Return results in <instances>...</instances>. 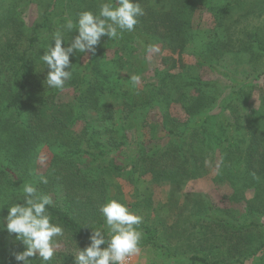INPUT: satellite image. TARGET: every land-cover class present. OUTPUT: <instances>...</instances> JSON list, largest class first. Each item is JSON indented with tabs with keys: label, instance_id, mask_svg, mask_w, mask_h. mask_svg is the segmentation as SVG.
Wrapping results in <instances>:
<instances>
[{
	"label": "trees",
	"instance_id": "obj_1",
	"mask_svg": "<svg viewBox=\"0 0 264 264\" xmlns=\"http://www.w3.org/2000/svg\"><path fill=\"white\" fill-rule=\"evenodd\" d=\"M90 1L50 0V11L32 27L21 23L18 10L22 5L12 1L7 15L0 19V32L7 38L0 47V219L7 215L8 207L22 202L19 187L31 182L51 196L49 212L65 230V249L56 250L48 264H75L74 255L78 247L87 246L91 230L101 228L107 239L99 208L113 199L133 213L140 212L141 249L151 246L163 250L166 256L177 258V264H244L247 259L262 264L264 255L258 254L264 241L250 253L254 235L249 229L262 228L264 223L253 219L237 225L215 215L214 224L227 238L233 235L229 237L234 241L230 252L238 254H233L234 261H230L231 254L209 259L192 246L189 249L195 253L187 255L170 246L185 233L182 221L167 226L159 235V225L166 222L157 216L152 197L144 195L130 205L116 179L133 184L150 175L152 183L181 187L202 177L206 160L219 150L216 180L231 185L234 199L239 195L244 199L252 191L254 197L245 199L252 203L250 215H264V207L253 204L264 199V129L259 128L263 124L253 118L251 129L245 128L240 116L264 77V31L253 34L240 22L241 10L232 18L240 3L247 6L250 17L263 11L264 1L257 6L251 0H166L171 7L158 16L157 21L166 28L158 40L174 52L190 49L198 66H208L219 78L205 79L196 66L189 65H180L181 70L172 73L177 64L170 58L172 64L158 82L142 79L149 46L156 41L152 37L156 30L150 24L156 21L157 9L145 0H134L146 12L139 17L146 29L136 25L116 43L110 40V50L114 49L110 61L102 41L95 55L77 52L70 57L73 75L64 89L49 88L45 83L48 69L41 56L65 17L75 21L81 11L99 10L101 0ZM201 5L214 18L213 28L192 25L195 10ZM56 7L53 18L50 13ZM75 35V29L66 32L65 44ZM133 75L140 77L139 83L132 82ZM65 90L73 91L70 101L61 100L60 93ZM175 105L181 107L185 118L175 116ZM260 107L264 109V92ZM44 147L54 155L45 173L40 174L36 164ZM125 148L137 154L125 158ZM41 176L47 177V184L40 183ZM193 203H197L192 210L197 214L195 228L205 232L202 222L206 217H201L205 207L198 203L208 202L196 198ZM8 235L6 226L0 225V264H23L15 260L14 253L24 251V246L9 240ZM244 240L247 246H242ZM29 260L42 264L37 257Z\"/></svg>",
	"mask_w": 264,
	"mask_h": 264
},
{
	"label": "rangeland",
	"instance_id": "obj_2",
	"mask_svg": "<svg viewBox=\"0 0 264 264\" xmlns=\"http://www.w3.org/2000/svg\"><path fill=\"white\" fill-rule=\"evenodd\" d=\"M20 2L21 10L19 14L21 15V23H26L28 27H32L37 21H40L43 14L48 12L50 0H0V19H3L4 16L7 15L8 10L10 9L8 3L10 2ZM92 1V0H91ZM90 1V2H91ZM246 1V0H245ZM255 1L256 5L263 4L264 0H251ZM103 0H101V3ZM146 3L149 5L155 4L157 9V18L156 21L152 20L150 24V28L156 30L153 32L152 37L154 39L153 45L159 48V52L148 51L147 58V69L144 73L145 81L148 82H158L159 76L163 73V71L170 67L172 62L170 58L174 59L177 64V69L172 71V73H177V70H181L180 65H184V67L189 66H196L199 70L198 74L202 75L203 78H219L215 71H211L208 66H198L197 56L191 53L189 49L187 52L180 53V49H176V51H172L170 48L166 47L162 42L158 40L161 34L166 31V28L163 24H159L157 21L159 18L158 16L164 12H167L170 9L171 2H167L166 0H145ZM30 3V4H29ZM100 3V4H101ZM28 4V5H27ZM248 4V3H246ZM100 9V5H99ZM155 9V10H156ZM58 8L50 13V15L54 18L57 14ZM241 10V23H246L249 28L255 34V31H264V7L261 13H252L250 17L246 14L248 12L247 6L241 3L238 7H236L232 18L236 11ZM92 12L98 14L99 10H91ZM194 18L192 21V25L195 28H202V29H210L215 26L214 18L212 15L206 11L202 5L198 6L195 10ZM146 14V12H144ZM231 18V20H232ZM139 19V18H138ZM230 20V21H231ZM156 27H155V25ZM141 30L144 31L146 29L144 27V23L137 24ZM151 32V30H149ZM144 33V32H143ZM0 47L5 45L7 42V38L5 35H2L0 32ZM106 37V38H105ZM101 38V45L107 46V54L110 61V55L113 54V50H110V39L105 36ZM157 38V39H156ZM117 40H113L112 43H116ZM113 48V47H112ZM114 55V54H113ZM143 58V56L141 55ZM140 59H138L139 61ZM264 69V65L262 66ZM259 88H257L253 94L250 96L247 109H243L240 116L241 123L244 124L245 128L251 129V121L253 118L261 119L260 123L263 124L259 128L264 129V109L261 108V99L262 94L264 92V77L258 82ZM72 90H65L60 93L61 100L63 101H70L72 99ZM173 113L175 116L183 119L186 117L185 113H183L181 107L179 105H175L173 108ZM80 129V127H79ZM76 131H79L76 129ZM147 139V138H146ZM137 153L134 152L132 148H125L124 152H122L123 157L125 158H132ZM53 153L47 148L44 147L39 154L37 167L38 173H45L47 167L51 163L53 159ZM116 157V156H115ZM221 161V154L219 150H216L211 156L206 160L205 168H204V175L198 179L189 180L185 185H160L156 183H152L149 180L151 179L150 175L142 176L140 180L135 181L133 184L123 178H117L116 182L120 183L124 196L126 198V202L130 205L135 203L139 198L144 195H150L152 197V202L154 206L157 207V216L160 220H164L166 222L165 225H159V235H161L166 227L174 225V223L178 221H182V227L185 229V233L179 234L174 240L171 241L170 246L177 247L176 250L178 252H187V255L191 253H195V250L189 249L190 246L195 247L197 251L203 255L207 256L209 259H219L224 257H229L228 255L231 254L230 247L234 244V241L230 240L229 237L233 235L229 234V237H226V232L220 227L216 226L213 220L215 219V215L217 217H221L223 219H227L232 223L237 225H243L244 223L249 222L250 220H256L259 223H264V215L258 214L255 215L253 218L250 215L249 206L252 203H248L245 199H252L254 194L252 191L246 193L244 199H242L241 195H239L236 199H234V190L232 189L231 185L228 182H222L216 180V175L218 173V168ZM56 187V186H54ZM198 199L208 203H198L203 205L204 212L201 213V217H206V220L202 222L205 223L206 231L201 232L202 229L199 231V227L195 228L197 224L196 218L197 214H192V210L196 207L197 203H193V199ZM187 201L188 203H185ZM260 203H253L256 206L264 207V199L259 200ZM206 209V210H205ZM212 209V211H211ZM211 211V212H210ZM135 214L140 216V212H136ZM5 217V216H4ZM215 223V224H214ZM198 226V225H197ZM176 231H182L177 227H174ZM252 231L254 235L253 243L250 245L252 248L248 250L247 248H243V250H248L250 253L255 251L261 243L264 241V227L262 228H255L249 229ZM250 232L244 233L248 235ZM9 240L18 243L15 239V235H8ZM160 237V236H159ZM161 238V237H160ZM7 241V240H6ZM4 241V242H6ZM165 241V240H164ZM165 243V242H164ZM220 245V246H218ZM65 243L61 241V247L57 250L65 249ZM242 246H247L246 240H244ZM107 247L106 245H101V248ZM175 251V250H173ZM260 255H264V248L260 250ZM163 250L156 249L154 247H146L141 249V253L139 255H133L134 260L137 264H177V258L168 257L166 256ZM237 254V251H232V254ZM249 254V253H248ZM233 258L230 259L231 262L234 261ZM257 256V255H256ZM257 256V257H258ZM264 257V256H263ZM230 264V263H226ZM244 264H252L251 259L245 260ZM264 264V261L262 262Z\"/></svg>",
	"mask_w": 264,
	"mask_h": 264
},
{
	"label": "clouds",
	"instance_id": "obj_3",
	"mask_svg": "<svg viewBox=\"0 0 264 264\" xmlns=\"http://www.w3.org/2000/svg\"><path fill=\"white\" fill-rule=\"evenodd\" d=\"M142 15L140 2L103 0L98 14L84 10L77 14L75 21L65 17V22L52 33L51 42L41 56L48 69L47 86L63 90L73 75L70 57L77 52L95 55L102 37L115 40L124 32H133ZM73 29L77 35L66 45L65 33ZM149 51L159 52V48L150 45ZM131 80L139 83L140 77L133 75ZM40 183L47 184V177L41 176ZM19 190L23 193L22 202L7 208V215L0 219V225L6 226L9 235L14 234L25 248L14 253L17 262L32 264L29 257H37L42 264H48L61 247L64 227L54 222L49 212L53 204L50 195L40 192L31 182L24 183ZM99 212L107 226L108 238L101 228L91 230L87 246L78 247L74 255L75 264H125L128 257L139 255L143 232L138 226L143 218L115 199L101 205ZM101 245L107 247L101 248Z\"/></svg>",
	"mask_w": 264,
	"mask_h": 264
},
{
	"label": "built area",
	"instance_id": "obj_4",
	"mask_svg": "<svg viewBox=\"0 0 264 264\" xmlns=\"http://www.w3.org/2000/svg\"><path fill=\"white\" fill-rule=\"evenodd\" d=\"M125 264H137V263L134 260L133 256H130V257L127 258Z\"/></svg>",
	"mask_w": 264,
	"mask_h": 264
}]
</instances>
